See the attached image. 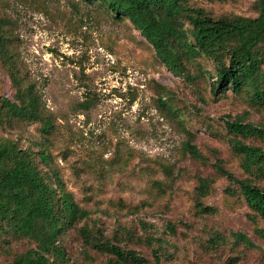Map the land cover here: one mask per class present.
Wrapping results in <instances>:
<instances>
[{
  "label": "rangeland",
  "instance_id": "obj_1",
  "mask_svg": "<svg viewBox=\"0 0 264 264\" xmlns=\"http://www.w3.org/2000/svg\"><path fill=\"white\" fill-rule=\"evenodd\" d=\"M256 0H189L213 16L251 15ZM1 28L9 38L22 82L31 81L52 118L46 147L55 168L79 205V220L102 238L133 248L156 264L147 233L164 238L161 264H264V226L238 193L235 177L248 174L232 150L241 138L225 126L240 120L260 126L262 136L245 142L264 148V104L253 103L247 87L213 93V77L174 74L127 18L115 19L97 2L0 0ZM264 48V43H263ZM199 62L212 73L209 58ZM264 70V62L261 64ZM188 71L195 74L194 66ZM14 87L0 63V95ZM40 123L0 121V135L24 147L40 137ZM189 140L198 156L184 150ZM251 176V175H250ZM209 181L200 196L197 178ZM252 177V176H251ZM253 182L264 184V177ZM129 234H128V232ZM224 241L207 242L213 232ZM246 234L255 246L234 241ZM66 264H130L85 245L76 227L62 237ZM30 245L14 240L0 249V264Z\"/></svg>",
  "mask_w": 264,
  "mask_h": 264
},
{
  "label": "trees",
  "instance_id": "obj_2",
  "mask_svg": "<svg viewBox=\"0 0 264 264\" xmlns=\"http://www.w3.org/2000/svg\"><path fill=\"white\" fill-rule=\"evenodd\" d=\"M97 2L115 19L127 18L151 45L157 58L174 74L194 78L207 74L213 93L229 89L238 92L247 87L253 103L264 104V0H256L251 15L213 16L189 0H83ZM0 16V63L5 67L14 87V98L0 95V121L11 118L39 122L40 137L31 145L20 146L15 139L0 135V249L9 251L14 240L26 239L30 245L14 253L6 264H66L68 256L62 237L69 228L76 227L82 242L98 251L109 252L118 262L145 264L146 258L133 248H123L93 233L87 224L76 226L86 218L89 210L74 200L64 187L55 168L50 166L46 143L52 127V118L44 110L40 94L31 81L22 82L17 74L13 51ZM211 60L213 71L205 69L198 58ZM194 66L196 73L188 71ZM225 126L241 138L231 140L232 150L248 175L237 178L229 171L218 168L230 182L237 184L253 214L264 222V184L253 182L264 177V148L245 142L248 136H262L263 130L249 122L225 121ZM184 150L198 156L196 147L185 140ZM252 177H251V176ZM200 196L207 193L209 181L197 178ZM264 239V226L254 227ZM128 232V231H127ZM129 234V232H128ZM232 239L247 246H255L241 231H232ZM145 241L155 263L161 264L165 251L164 238L147 233ZM223 235L213 231L207 242L217 245Z\"/></svg>",
  "mask_w": 264,
  "mask_h": 264
}]
</instances>
